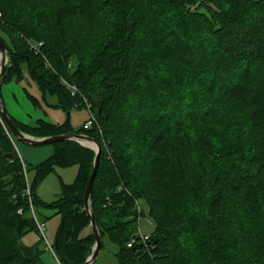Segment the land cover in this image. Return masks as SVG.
Wrapping results in <instances>:
<instances>
[{
  "label": "trees",
  "instance_id": "trees-1",
  "mask_svg": "<svg viewBox=\"0 0 264 264\" xmlns=\"http://www.w3.org/2000/svg\"><path fill=\"white\" fill-rule=\"evenodd\" d=\"M0 39L1 84L27 76L67 116L27 125L9 115L20 131H72L70 110L91 103L96 122L77 131L101 147L89 208L116 264H264V0H0ZM50 143L28 181L0 122V264H44V208L60 215L50 243L60 264L92 252L84 192L95 150ZM70 164L73 182L42 200L38 183ZM138 198L153 228L127 246Z\"/></svg>",
  "mask_w": 264,
  "mask_h": 264
},
{
  "label": "rangeland",
  "instance_id": "rangeland-1",
  "mask_svg": "<svg viewBox=\"0 0 264 264\" xmlns=\"http://www.w3.org/2000/svg\"><path fill=\"white\" fill-rule=\"evenodd\" d=\"M22 84L27 88V90L32 93L35 90L39 91L36 84L32 82L27 76L20 80ZM30 82L31 86L28 85V82ZM10 85L12 87V90L17 97V99L22 102H27L26 106L23 105L25 108L29 109L31 108L30 105H33L30 98L27 97V94L23 91L21 86H18L16 82L19 81H10ZM9 82L3 83L7 84ZM23 86V85H22ZM33 89V90H32ZM40 92V91H39ZM39 101H43L41 97L39 98ZM29 103V104H28ZM88 117V109L86 108L85 104L80 107H74L70 110L68 115L69 124L72 128L71 132L81 133L77 131L79 127L82 125L83 121L87 119ZM16 141H19L18 138H16ZM20 143V142H19ZM32 151L31 154L29 152L24 153L25 155H21L24 159L25 165H26V179L28 181H31L34 176V170L33 165L37 164L38 162L42 161L46 157H48L53 152V145L51 143H45L39 146H27ZM33 149V150H32ZM20 153V152H19ZM78 172V165L77 164H70L66 166H59L56 165L51 171H49L42 180L38 183L36 187V192L38 196L46 201L50 202L57 198L58 194L61 190V182L65 184H69L73 182V180L76 177V174ZM146 208L145 203L143 202V209ZM54 208H44L41 209V215L40 220H43L44 227L43 231L41 232L43 236L44 243L41 242L39 244V247L42 249L40 259L44 264H57L55 257H53V254L50 252V250L44 248V244L47 242L53 243L55 231L60 221V215L59 213H54ZM153 228L152 220L147 215H141L139 221H138V232L141 234H148ZM38 236L33 231H28L22 236V241L26 245H33L37 242ZM114 250L115 245L111 243L110 241L104 239V245L100 249L98 256L96 258V264H116L115 258H114Z\"/></svg>",
  "mask_w": 264,
  "mask_h": 264
},
{
  "label": "water",
  "instance_id": "water-1",
  "mask_svg": "<svg viewBox=\"0 0 264 264\" xmlns=\"http://www.w3.org/2000/svg\"><path fill=\"white\" fill-rule=\"evenodd\" d=\"M0 50H1V56H2V59L0 62V72H1V70L3 69L4 63H5L4 56L6 53V46L2 42L1 39H0ZM2 76L3 75L0 74V85H1V81H2ZM0 115L3 119V122L6 126V128L9 130V132L12 134V136L15 138L21 139L25 142L32 143V144L36 145V144L50 143V142H54V141H61V140H65V139H72V140L79 142L82 145L88 146V147L95 150V156H94V160L92 163L91 172L88 176L87 183L85 186V192H84V208L90 216V226H91L92 233L95 237V241H94V244L92 246L91 254L88 255V257L83 262V264H92V262L97 258L98 253H99L100 248H101V236H100V233L98 231L94 215L89 208V199H90L91 188H92V184H93L94 177L96 174V170L98 167L99 155H100V149H101L99 142L95 138H93V137H91L85 133H76V132H71V131H67L66 133L51 135V136H47V137H34L31 135H28V134L20 131L18 129V127L13 123V121L11 120L9 114L7 113V111L3 105L1 98H0ZM36 264H41V263H36Z\"/></svg>",
  "mask_w": 264,
  "mask_h": 264
},
{
  "label": "crops",
  "instance_id": "crops-1",
  "mask_svg": "<svg viewBox=\"0 0 264 264\" xmlns=\"http://www.w3.org/2000/svg\"><path fill=\"white\" fill-rule=\"evenodd\" d=\"M27 82H28V85L31 86L30 82L29 81H27ZM10 83L11 82L9 81V83H7V84H4V85L1 84V86H0L1 95H2L1 99H3L2 102L4 101L3 105H4L7 113L9 115H11L13 118H15L17 121L24 123V124H27V125H34L36 123V120H38V119H42V120H46L48 122L58 123V124H61L66 120L67 116L62 109L57 108V107H53V106H49V105L45 104L43 101H39V98L41 97V93L38 90L36 92L33 89L32 90L34 92L30 93L27 90V88L24 86V84H22V82L19 81L16 83L19 84L18 86H21L23 91L27 94V97L30 98L29 95H31L33 98H36L35 101L32 100V98H30L31 102H33L34 104L32 103L33 105H30L31 108H29V109L25 108L23 105L26 106L27 102H25L23 100H22V102H20L17 99V97L15 96V94L12 90ZM14 143H15L16 150L18 151V153L20 152L19 153L20 156L25 155L24 153L27 154V152H29L31 154L32 151H30L31 149L27 146L42 145V144H36L35 145L32 143L25 142L21 139H19V141H16L15 137H14Z\"/></svg>",
  "mask_w": 264,
  "mask_h": 264
},
{
  "label": "built area",
  "instance_id": "built-area-1",
  "mask_svg": "<svg viewBox=\"0 0 264 264\" xmlns=\"http://www.w3.org/2000/svg\"><path fill=\"white\" fill-rule=\"evenodd\" d=\"M40 44H41V42L33 43L32 47L35 50H37V47ZM0 59H2L1 55H0ZM7 60H8V58L5 55L4 56L5 63L7 62ZM61 81H62V83L64 85H66L68 87V89H69L71 94H75L76 91L78 90V88L76 87L75 84H73V83H71L69 81H66L65 79H62ZM84 104H85L86 108L88 109V117L82 123V127L85 128V129H88L89 127L92 126L93 123L96 122V117H95V114L93 113V111L90 108L91 103L88 101L87 98H84ZM0 122H2L3 125H4V122H3V119L1 117V115H0ZM136 209H137V212H138V221H139V219L141 217V215H140L141 214V210L143 209V200L140 199V198L136 199ZM17 210L20 212L21 208L19 207ZM36 223H37V226H38L40 232H42L43 231V227H44V222H42V221H40V220H38L36 218ZM148 236H149V233L148 234H141L140 232H138V226H137L136 231L132 234V236L128 240L127 246H132L134 244L135 240H137V239H139L140 241H144V240H146L148 238ZM45 247H47L48 249H50L52 251L51 245L48 242L45 244ZM52 253H53V251H52ZM56 260H57L58 264H60V262L58 261L57 258H56Z\"/></svg>",
  "mask_w": 264,
  "mask_h": 264
},
{
  "label": "bare ground",
  "instance_id": "bare-ground-1",
  "mask_svg": "<svg viewBox=\"0 0 264 264\" xmlns=\"http://www.w3.org/2000/svg\"><path fill=\"white\" fill-rule=\"evenodd\" d=\"M33 95V94H32ZM3 100V99H2ZM4 102V101H3ZM33 103V102H32ZM36 103V102H35ZM34 104V103H33ZM46 104V103H45ZM53 106V105H52ZM56 107V106H55Z\"/></svg>",
  "mask_w": 264,
  "mask_h": 264
}]
</instances>
